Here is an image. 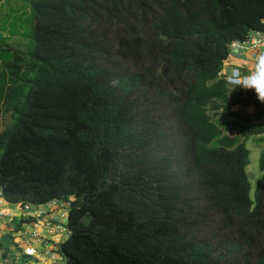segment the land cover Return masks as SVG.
<instances>
[{
    "label": "trees",
    "instance_id": "1",
    "mask_svg": "<svg viewBox=\"0 0 264 264\" xmlns=\"http://www.w3.org/2000/svg\"><path fill=\"white\" fill-rule=\"evenodd\" d=\"M19 1L29 51L0 47L14 72L0 115L15 116L0 134L3 199L72 200L64 264H264V152L253 200L250 151L213 118L233 107L222 72L234 42L264 31V0Z\"/></svg>",
    "mask_w": 264,
    "mask_h": 264
},
{
    "label": "rangeland",
    "instance_id": "2",
    "mask_svg": "<svg viewBox=\"0 0 264 264\" xmlns=\"http://www.w3.org/2000/svg\"><path fill=\"white\" fill-rule=\"evenodd\" d=\"M13 1V2H12ZM21 9H27V6L23 1L18 3L15 0H0V47L6 48L5 51H2L4 56H12L13 51L19 49L22 52L29 51V40L31 38V26L28 19V11L23 14ZM5 21H10L4 23ZM17 34V35H16ZM12 47V48H10ZM10 48V50H9ZM122 61L119 60V69L125 71L126 68L122 66ZM3 70H7V75L5 77L0 76V93L1 91H6L8 93V87L13 84L14 72L5 69L3 62H0V74ZM13 72V73H12ZM18 82L21 83L23 75L20 73L15 74ZM1 102V101H0ZM159 108H157V115L164 117L165 120L170 119L166 122V127L172 130L173 143H174V153L179 156L180 150L182 147L181 134L179 130L178 123L176 122V115L174 116L166 106L163 101L157 102ZM1 105V104H0ZM214 120L216 121L218 115H213ZM15 116L12 113H3L0 115V134L3 133L7 128L11 127L14 124ZM245 132V131H244ZM0 151V156H1ZM260 158L261 156L252 150L250 157V165L247 169L249 182L251 185V197L255 199V192L258 187V182L261 180L263 173L260 170ZM183 161V160H182ZM187 182L189 185L194 184V177L191 174H187ZM197 190L192 188V193H196ZM196 197L199 198V195L196 193ZM24 211V209H22ZM61 210V209H60ZM26 217V216H25ZM64 216L62 213L61 224L64 223ZM216 221L213 216H210V223ZM27 226V225H25ZM209 228V220L206 225ZM24 227V226H23ZM202 229V228H201ZM32 230V229H31ZM22 231V230H21ZM20 232H14V235H6L4 238L0 239V264H39L36 256L32 255L31 252L28 253L32 248L40 249L42 245L37 241L31 242L30 240H25L22 238ZM204 234V230L201 231ZM21 245V247H20ZM52 249V248H51ZM46 257L45 252H50V250L40 249ZM58 259V258H57ZM42 264V262H40Z\"/></svg>",
    "mask_w": 264,
    "mask_h": 264
},
{
    "label": "crops",
    "instance_id": "3",
    "mask_svg": "<svg viewBox=\"0 0 264 264\" xmlns=\"http://www.w3.org/2000/svg\"><path fill=\"white\" fill-rule=\"evenodd\" d=\"M256 53L257 51L254 50L231 49V56L222 72L223 75H229L235 69H241L247 74L255 73L256 59L254 58V54ZM229 95L233 107L230 112L218 115L216 121L223 129H225L226 135H229L231 138H239L246 143V146L250 151V157L252 150L261 156L264 152V139H261L259 134L245 136L243 133L244 131L251 129L252 126L259 127L256 122L264 116V99H261V97L264 96V93L230 87ZM0 208L6 213L4 217H0V239H2L6 235H14V232H17L16 229L20 220L24 218L25 212L22 210L23 206L20 204H10L6 202L1 195ZM43 210L45 211V218L43 220L51 221L56 225H62L60 222L63 213L62 211L55 206L49 205L44 207ZM22 228V238L25 240L28 239L32 242L31 233L33 230H31V226L27 225ZM46 228H48V226L42 227L41 225L39 231L41 232L43 239L51 240L50 245L53 248L51 249L53 254V250H57V247L59 246L56 243V240H60L61 238H59L60 235H55L54 237L49 236L47 231L44 230ZM52 254L47 256V260L44 264H54L51 257L56 254Z\"/></svg>",
    "mask_w": 264,
    "mask_h": 264
},
{
    "label": "built area",
    "instance_id": "4",
    "mask_svg": "<svg viewBox=\"0 0 264 264\" xmlns=\"http://www.w3.org/2000/svg\"><path fill=\"white\" fill-rule=\"evenodd\" d=\"M231 49H242V50L244 49V50L257 51V53L254 54L255 55L254 58L256 59V67H255L256 72L252 74H247L243 72L241 69H235L232 71L231 74L229 75L227 74L226 76H224L222 73V76L225 77L226 82L229 84L230 87H237L245 90L264 93V31L251 32L246 40L234 42L231 45ZM256 124L259 127L264 128V116H262L256 122ZM259 137L261 139H264V130L261 133H259ZM0 195L2 196L1 187H0ZM47 205L55 206L59 210L61 209L60 211L63 212V216H64L63 219L64 223L62 225H56L51 221L43 220L45 218V211L43 210V208L46 207ZM71 207H72V200L68 202L55 200L46 205L23 206L25 212L24 218L36 219L35 223L30 225L33 230L31 233L32 242L37 241L42 245V248L44 250H48V251L50 250V252H45L47 256L52 254L51 252L52 246L50 245L51 240L43 239L41 232L39 231V228L41 227V225L42 227L48 226V228L44 230L47 231V234L49 236L54 237L55 235H60L59 238L61 239L56 240V243L60 245V243L63 242L65 238H68L71 234V231L68 228V216ZM5 215L6 213L2 210V208H0V217H4ZM20 236H23V233ZM40 249L32 248L30 251H28V253L31 252L32 255L36 256V259L38 260L39 264L40 262L44 264L46 262V257ZM58 249L59 246L57 247V250H53L54 252L53 254L56 255L51 257V259L54 264H59V263L64 264V258L61 256Z\"/></svg>",
    "mask_w": 264,
    "mask_h": 264
},
{
    "label": "clouds",
    "instance_id": "5",
    "mask_svg": "<svg viewBox=\"0 0 264 264\" xmlns=\"http://www.w3.org/2000/svg\"><path fill=\"white\" fill-rule=\"evenodd\" d=\"M261 99H264V96H262Z\"/></svg>",
    "mask_w": 264,
    "mask_h": 264
}]
</instances>
